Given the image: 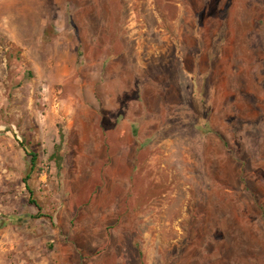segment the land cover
<instances>
[{
	"label": "rangeland",
	"instance_id": "rangeland-1",
	"mask_svg": "<svg viewBox=\"0 0 264 264\" xmlns=\"http://www.w3.org/2000/svg\"><path fill=\"white\" fill-rule=\"evenodd\" d=\"M26 5L0 0V262L264 264V0Z\"/></svg>",
	"mask_w": 264,
	"mask_h": 264
},
{
	"label": "crops",
	"instance_id": "crops-1",
	"mask_svg": "<svg viewBox=\"0 0 264 264\" xmlns=\"http://www.w3.org/2000/svg\"><path fill=\"white\" fill-rule=\"evenodd\" d=\"M26 1V8H23L25 10L26 14L25 17L22 16V11L18 14H13V17H15L17 20H22L23 26H29V27H42L48 25L46 21H44L43 17L38 13V7L37 3H41L42 0H23ZM7 13L3 12V8L0 7V25H3V21L8 20L10 18ZM18 17V18H17ZM0 264H59V262H0Z\"/></svg>",
	"mask_w": 264,
	"mask_h": 264
},
{
	"label": "trees",
	"instance_id": "trees-1",
	"mask_svg": "<svg viewBox=\"0 0 264 264\" xmlns=\"http://www.w3.org/2000/svg\"><path fill=\"white\" fill-rule=\"evenodd\" d=\"M47 33V28L44 30V35ZM30 156V160H29V169H28V172L27 174L25 175V177L23 178V182L25 183V187L26 189L28 190V193L31 195L32 194V191L30 190L29 188V185H28V180L30 179L32 173L35 172L36 170V167H37V154L36 153H30L29 154ZM51 157L53 159H55L56 161H58L59 158V155H58V152H57V148L55 150V152L51 155ZM31 203H33L35 205V207L38 209V211L40 210V207L39 205L34 202L33 200H30ZM34 217H39V214L37 216H34Z\"/></svg>",
	"mask_w": 264,
	"mask_h": 264
}]
</instances>
